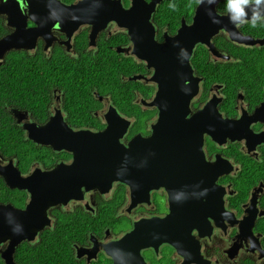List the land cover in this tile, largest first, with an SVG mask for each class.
<instances>
[{"label": "flooded vegetation", "instance_id": "flooded-vegetation-1", "mask_svg": "<svg viewBox=\"0 0 264 264\" xmlns=\"http://www.w3.org/2000/svg\"><path fill=\"white\" fill-rule=\"evenodd\" d=\"M60 1L76 6L83 0ZM121 2L129 8V0ZM0 19L6 29L2 37L11 34L14 30L7 26L6 17ZM183 19L174 32L168 27L160 29L152 19L155 39L163 42L165 33L175 35ZM192 19H185L186 23ZM250 22L238 28L243 37L256 40L255 45L232 41L223 31L212 41L216 55L203 45L195 48L191 65L199 85L186 120L196 136L172 134L169 142L157 140V147L163 148L158 157L167 162L154 175L162 183L150 190L147 187L140 199L132 196L127 182H115L108 192L83 191L81 199L60 202L49 208L42 227H34L32 240L21 241L13 252L9 241L0 243V264L7 260L46 264V244L56 232L65 237L60 242L67 243L74 258L63 264H264V23ZM35 26L28 19V28ZM75 28L52 27L48 38L25 42L31 45L29 49L9 53L61 59L45 64L54 79L47 85L48 98L41 106L8 109L24 144L29 149L33 144L36 150L20 158L0 154V171L13 162L21 176L29 178L61 164L70 166L74 151L66 147L76 148L74 132H104L115 116L131 122L123 144L138 134L143 144L152 138V124L160 116L154 69L133 54L128 32L116 22L110 21L103 30L95 25L94 31L88 23ZM103 60L108 64H102ZM209 64L216 68L212 75L217 82L207 87ZM105 67L121 74L123 84L94 79ZM129 69L130 74L124 75ZM88 70L92 78L81 83ZM135 76L140 78L130 80ZM80 86L85 94L82 101ZM113 86H121L120 91L110 89ZM184 111L182 107L175 115ZM217 112L218 141L193 120L202 113L207 123L209 114ZM30 134L50 135L62 149L38 145ZM14 191L10 201L0 204L24 209L31 194ZM75 227L76 232L72 231Z\"/></svg>", "mask_w": 264, "mask_h": 264}, {"label": "water", "instance_id": "water-1", "mask_svg": "<svg viewBox=\"0 0 264 264\" xmlns=\"http://www.w3.org/2000/svg\"><path fill=\"white\" fill-rule=\"evenodd\" d=\"M163 1L129 0V8H124L121 0H83L76 6L66 5L60 0H0V16L6 17L7 26L14 30L0 39V66L11 51L29 49L31 45L26 46L25 42L32 44L39 37L48 38L52 27L66 25L74 31L75 27L88 23L95 31V25L103 30L110 21H114L128 32L134 46L133 54L145 61L148 68L154 69L152 80L158 85L155 104L160 107V116L152 124V138L145 144L139 134L131 138L127 145L123 144L121 141L131 122L115 116L109 119L104 132H74L76 141L72 143L76 144V148L66 147L74 151V162L70 166L61 164L29 178L22 177L13 162L1 170L0 176L10 189L31 194V202L24 209L0 204V243L9 241L12 252L21 241L33 239L34 227H42L50 207L69 199H81L83 191L108 192L113 183L127 182L132 196L140 199L147 187L150 190L162 183L163 179L154 175L167 162L158 157L163 148L157 147V140L160 138L163 141L164 138L165 142L166 138L169 142L172 134H183L192 139L196 136V131L192 133L188 129L190 121L186 120L190 101L198 93L199 80L193 78L191 65L195 48L203 45L216 55L212 41L223 31L229 34L232 41L248 46L257 43L252 38L243 37L238 26L253 21L256 16L263 18L264 2L243 5L242 12L232 9L221 14L218 6L223 0L212 3L198 0L192 22L189 24L183 19L175 35L165 33L163 42H158L152 19ZM28 19L36 26L28 28ZM139 78L130 77V80ZM182 107L185 113L175 115V111H181ZM201 114L193 120L218 141V112L209 114L207 123H204ZM49 137L46 134L29 135L38 145L52 144L61 150L57 147L58 141ZM7 264H11V260H7Z\"/></svg>", "mask_w": 264, "mask_h": 264}, {"label": "trees", "instance_id": "trees-1", "mask_svg": "<svg viewBox=\"0 0 264 264\" xmlns=\"http://www.w3.org/2000/svg\"><path fill=\"white\" fill-rule=\"evenodd\" d=\"M197 4L198 0H164L158 6L153 20L160 29L168 27L170 32H174L179 26L182 17L190 22ZM232 9H234L233 4L231 5ZM229 10V0H223L218 6L220 13H226ZM255 23H264V19L256 20ZM5 33L6 29L0 19V39ZM197 58L195 65L199 63V54ZM60 59H58L57 55H54L52 59H47L44 56L31 57L21 52L8 54L5 58L3 65L0 66V154L5 156L17 155L20 158L25 152L30 151L33 153L36 150L33 144L30 149L24 144L22 135L17 132L16 127L13 125V120L8 109L10 107L26 109L41 106L48 98L47 85L51 79H54L53 76L48 74L51 72V69L46 67L45 64L59 61ZM101 63L108 64L105 60ZM31 64H36V66L31 67ZM212 72L215 73L216 68L209 64L208 74L205 75L207 87L211 83L217 82ZM129 74L130 69L124 73L126 76ZM120 76L121 74L115 70L105 67L97 73L94 79H113L120 81ZM91 78V72L88 70L80 81L83 83L85 79ZM120 83L123 84L121 81ZM100 88L106 89L107 87H97V89ZM120 88L121 86H113L110 89L118 93ZM79 89V97L80 101H82L85 94L82 91V86ZM14 193L15 191L5 186L2 179H0V202L10 201ZM72 231L76 232V227ZM55 234L58 235L50 238L46 244L48 248L44 255L45 263L63 264L66 261H73L74 258L68 251L65 237L60 232H56ZM61 239L65 241L60 242Z\"/></svg>", "mask_w": 264, "mask_h": 264}, {"label": "clouds", "instance_id": "clouds-1", "mask_svg": "<svg viewBox=\"0 0 264 264\" xmlns=\"http://www.w3.org/2000/svg\"><path fill=\"white\" fill-rule=\"evenodd\" d=\"M209 2L212 3V2H215V0H209ZM252 2H253V0H244V2L240 4V6H241V12L243 11V9H242V6L243 5H247V4L252 3ZM262 2H264V0H254V3L256 5H260ZM232 4H233V0H229L230 10H231V5ZM232 19H233V22H235V19L236 18L233 17ZM256 19H260V17L259 16H256V18L253 20V24H255Z\"/></svg>", "mask_w": 264, "mask_h": 264}, {"label": "snow or ice", "instance_id": "snow-or-ice-1", "mask_svg": "<svg viewBox=\"0 0 264 264\" xmlns=\"http://www.w3.org/2000/svg\"><path fill=\"white\" fill-rule=\"evenodd\" d=\"M244 0H234L233 7L237 12H240V4L243 3Z\"/></svg>", "mask_w": 264, "mask_h": 264}]
</instances>
